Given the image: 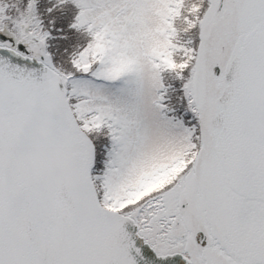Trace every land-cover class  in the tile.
Here are the masks:
<instances>
[{"label": "snow or ice", "instance_id": "snow-or-ice-1", "mask_svg": "<svg viewBox=\"0 0 264 264\" xmlns=\"http://www.w3.org/2000/svg\"><path fill=\"white\" fill-rule=\"evenodd\" d=\"M0 264H264V0H0Z\"/></svg>", "mask_w": 264, "mask_h": 264}]
</instances>
